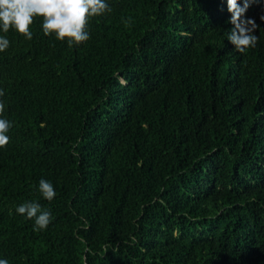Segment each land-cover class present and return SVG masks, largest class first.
Wrapping results in <instances>:
<instances>
[{
  "label": "trees",
  "instance_id": "1",
  "mask_svg": "<svg viewBox=\"0 0 264 264\" xmlns=\"http://www.w3.org/2000/svg\"><path fill=\"white\" fill-rule=\"evenodd\" d=\"M69 47L4 33L0 259L264 264V0L235 51L227 0H106ZM241 6L243 0H240ZM51 182V201L39 192ZM37 202L46 229L17 212Z\"/></svg>",
  "mask_w": 264,
  "mask_h": 264
},
{
  "label": "clouds",
  "instance_id": "2",
  "mask_svg": "<svg viewBox=\"0 0 264 264\" xmlns=\"http://www.w3.org/2000/svg\"><path fill=\"white\" fill-rule=\"evenodd\" d=\"M255 0H227L230 19L233 25L228 32L227 40L235 46V51L244 53L247 49L257 45L259 37L254 33L258 25L254 19L246 17V13ZM112 9L106 0H0V30L8 33L15 30L25 39L32 40L31 25L37 18L42 19V29L45 36H55L61 42L65 41L69 47L80 45L90 39L88 23L93 17L110 13ZM264 20V17H261ZM10 46V41L5 36H0V52ZM0 89V97L4 95ZM5 104L0 100V117L4 115ZM13 127L7 118H0V148L10 143L8 135ZM39 192L43 198L51 201L56 192L53 184L41 179ZM28 219H34V230L46 229L51 222V212L42 209L37 202H25L16 209ZM0 264H8L6 259H0Z\"/></svg>",
  "mask_w": 264,
  "mask_h": 264
}]
</instances>
